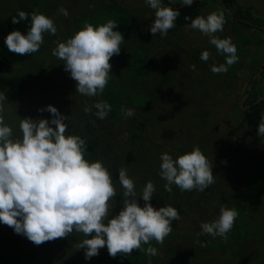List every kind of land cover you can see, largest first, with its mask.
Returning a JSON list of instances; mask_svg holds the SVG:
<instances>
[{"label":"rangeland","instance_id":"374dc122","mask_svg":"<svg viewBox=\"0 0 264 264\" xmlns=\"http://www.w3.org/2000/svg\"><path fill=\"white\" fill-rule=\"evenodd\" d=\"M236 4L235 7L242 8V13H237L235 7L223 9L214 0H206L202 13L198 15L206 17L212 12H223V31L215 35L231 38L237 48L238 61L226 73L216 74L211 71V66L223 64L225 56L209 43V37L190 28V24L181 27L176 23L166 36L159 33L153 36L150 26L155 20V10L146 0H0V18L15 9L35 6L40 14L51 18L57 28L55 35L43 34L44 42L31 59L16 63L8 72L9 75L32 74L30 82L22 89L11 88L4 93L7 101L4 102L5 111L0 115L12 127V139L22 137L19 122L23 118L50 121L51 113L38 110L47 106V95L51 98L57 96L55 103L59 104L58 111L67 118L68 128H77L79 122L82 125L87 122L85 126L91 128L96 143V158L91 162L103 163L117 191L109 201L110 216L117 215L124 207L123 188L119 182L121 168H126L134 181L137 203L141 207L145 201L139 195L149 181L155 186L150 200L154 208L171 205L176 200L185 204L187 212L179 225L182 229L189 228L188 236L175 238L169 234L163 243L154 240L151 245L157 249V254L147 255L141 264H231L233 261L228 253L211 254L207 248H201L195 234L202 223H211L219 217L221 206L238 213L227 234L246 230L248 237L255 239V246L248 250L254 256L251 264H264V137L246 127L241 104L245 91L248 95L251 90L252 80L260 78L263 70L264 56L258 60L261 64L255 73L246 67L248 62H245L252 58L250 52L254 50L260 56L264 55V49L259 47L264 45V34L261 33L264 29V0H236ZM61 6L67 10V16L58 12ZM98 14H103L104 19L120 14L131 16V21L124 20L128 22L125 28L118 26L123 35L134 30L138 32L139 25L132 17L135 14L136 20L140 19L142 27L145 26L150 33L154 49L165 55L161 56L163 64L159 65L155 79L146 81V86L138 90V95H143L144 105L138 106L137 99L125 97V109H133L134 115L127 117L123 111L119 120L112 122L97 118L95 108L92 112L86 110L97 101H104L102 93L88 97L77 92V82L65 70V62L52 54L58 43L66 42ZM247 22L254 28H247ZM257 29H260L259 33ZM255 33L257 38L253 35ZM131 42L129 46L135 47L136 42ZM205 50L211 54L207 62L200 59ZM262 77L258 91L261 96L264 94V75ZM59 80L64 84L58 86ZM64 86H68L71 96ZM66 97L73 99L74 104L63 109L61 103ZM140 124L145 127L140 128ZM194 147H199L212 165L215 182L203 191H181L174 184L171 192L166 191V181L159 175L160 155L167 152L176 159ZM128 153L135 158L131 162L127 161ZM234 193L236 198L231 197ZM85 238L74 230L63 238L35 245L25 235L0 223V264H107L112 258L107 246L101 248L97 256L85 259L84 249H77ZM166 241L171 253L164 251Z\"/></svg>","mask_w":264,"mask_h":264},{"label":"clouds","instance_id":"9594fccd","mask_svg":"<svg viewBox=\"0 0 264 264\" xmlns=\"http://www.w3.org/2000/svg\"><path fill=\"white\" fill-rule=\"evenodd\" d=\"M146 3L155 10L150 32L153 36L157 33L166 36L175 27L179 10L162 5L161 0H146ZM192 3L193 0H181L185 6ZM58 12L68 15L63 6ZM28 15L21 10L12 17V23L27 20ZM185 20L191 21L190 28L208 36L209 43L225 56V62L213 64L211 71L226 73L238 61V56L231 38L215 35L223 31V12H212L206 17L185 16ZM116 27L114 20L95 27L85 22L82 29L53 49L52 54L65 62V70L77 82L76 90L80 94L96 97L104 91L111 69L110 58L119 54L124 41L122 33L114 30ZM46 32L56 34L53 20L33 12L27 34L12 30L4 43L11 53L28 55L39 50ZM210 55L205 50L200 59L207 62ZM5 101V94H0V113L5 111ZM93 108L96 109V117L104 119L111 106L106 101H97L86 110L92 112ZM45 110L51 113V120L21 119L19 129L22 137L15 140L12 139V127L0 115V223L12 227L17 234L25 235L35 245L63 238L74 230L82 233L86 238L77 245V249H84L86 260L97 256L105 245L113 258L117 254H131L134 249L155 256V247L143 249L141 245L152 240L163 243L172 231V222L180 219L177 209L170 205L159 209L152 206L150 200L155 186L151 181L139 195L145 201L141 207L137 203L134 181L128 176L127 169L121 168L119 182L123 188L124 207L117 215L110 216L109 201L117 191L109 171L102 162H89L84 158L87 150L85 140L78 135H65L66 117L55 106L49 104L39 111ZM124 113L132 117L134 110L125 109ZM258 135L264 137V115L258 125ZM160 160L159 175L166 181L164 187L168 192L172 191L173 184L181 191H203L215 182L212 165L199 147L176 159L164 152ZM237 216L236 210L221 206L217 219L200 225V234L226 238Z\"/></svg>","mask_w":264,"mask_h":264},{"label":"trees","instance_id":"16d2710c","mask_svg":"<svg viewBox=\"0 0 264 264\" xmlns=\"http://www.w3.org/2000/svg\"><path fill=\"white\" fill-rule=\"evenodd\" d=\"M206 0H193V3L191 6H185L180 3H176L173 0H161V3H164L168 5L169 7H173L175 9H178L180 12V15L177 17L175 23L177 26H185L189 25L191 23L190 20H185V16L195 18L199 14L202 13L203 4H205ZM216 3H218L221 7L223 6H229L236 2V0H214ZM37 6V5H36ZM237 9V13H242V8L235 7ZM112 9V8H111ZM25 11L28 13V19L22 20L18 24L12 23V17L17 16L19 11ZM33 12H40L38 7L35 6H28L23 8H18L6 15L5 17L0 18V94H4L6 91H8L11 88L16 89H22L27 83L30 82L32 78L31 73H21L17 75H9L8 72L10 69L18 62L31 59L33 57V53L19 56L15 53H11L7 50V47L4 43V39L7 34H9L12 30L18 29L22 33L27 34V31L30 29L31 26V13ZM122 12V11H120ZM234 12V11H232ZM236 14V13H234ZM133 20L139 25V30H134L131 32V34H124L122 31L118 29V26L121 28H125L128 24L127 21H124L125 19H129L131 21V16H126L125 14L117 15L116 17L107 16V18H103L102 15L93 16L91 18V24L95 26H99L102 24L107 23L108 20H114L116 21L117 27L114 30L120 31L124 37V41L121 44V49L118 55H113L110 58V64L111 69L109 73V79L108 83L105 86L104 91L102 92V97L104 101H106L110 106V110L108 112V115L106 116V120L112 122L114 120H119V115L123 113L127 106V99L125 97H133L139 101L138 106L144 105L145 101L143 98V95H138V90L142 86H146L144 83L146 81L154 80L155 76H157V73L159 72V65L163 64L161 60V56L163 52L157 53V50L154 49L153 43L151 41V35L150 33L145 29L146 27H142L141 20H136L135 14H133ZM237 15V14H236ZM240 20V19H239ZM254 28L251 23L247 22V28ZM128 28L132 30L129 26ZM258 33L260 32V29H257ZM261 33L264 34V29L261 30ZM255 38H257L258 34H253ZM260 39L262 35H260ZM131 40H134L136 42L135 47H130L129 45L132 44ZM264 40V39H263ZM260 48L264 49V45L259 46ZM258 51V50H257ZM160 56V57H159ZM250 56L252 58L247 59L245 62L248 66L247 68H250L252 70H255L254 73L259 69L261 62H259V59H262V56L259 55L256 50L254 52H250ZM257 56L256 59H254ZM159 57V58H158ZM179 60V59H178ZM177 60V61H178ZM253 73V74H254ZM264 75V65L263 70L261 72V77L257 78L255 80H252L251 82V90L247 95V90L245 91L244 95V101L241 102V104L244 106L242 108L243 112V120L246 124V127H248L252 132L255 134H258V125L261 120V116L264 115V94L261 96L258 95V91L260 89V79L263 78ZM62 79L61 77H59ZM251 79V77H250ZM60 81V80H59ZM60 85H63L64 82L60 81L58 83ZM158 85V84H153ZM64 89L67 90V94L71 96V92L68 88V86H64ZM151 96H153L152 92ZM242 96V97H243ZM253 96V97H251ZM251 97V98H250ZM56 97L51 98L50 95H47V100H44V102H48L47 105L51 104L55 106L58 109V105L55 103ZM157 100H155L156 104ZM63 104V109H66L67 107H71L72 104H74L73 99L66 97V99L63 100L61 103ZM247 105V106H245ZM79 109V106L75 105ZM43 107L39 108L42 109ZM46 109V107H45ZM38 110V111H39ZM38 111H35V114L38 115ZM40 112V111H39ZM41 113H48V111H43ZM84 114H86V111L84 110ZM40 117V115H39ZM12 119H15L14 117H10ZM111 118L113 120H111ZM7 120L10 122L11 120L7 118ZM67 120V118H66ZM80 121V120H79ZM67 125L66 133L65 135H78L82 139L85 140L87 145V150L84 153V158L91 162V160L96 158L95 154V145L94 138L91 135V128L90 126H85L80 124V122L77 125V128H68L69 123L68 120L65 121ZM68 123V124H67ZM145 127L142 124H140V128ZM76 133V134H73ZM133 136L136 138L137 133L134 132ZM134 156L131 153L127 154V161L131 162L134 160ZM243 195V194H242ZM233 198L237 197V194H232ZM223 199V198H222ZM230 200V205L231 204ZM170 206H173L177 211L180 213V219L173 221L171 224L172 231L170 232L171 235H173L175 238L177 237H187L188 236V229H182L179 225L180 220L187 212L186 206L183 202L180 200H176L173 202ZM195 234L197 235V238L199 240L200 247L204 249L207 248L208 252H212L215 254H223L226 255L227 253L230 255V258L233 262H230L231 264H234L236 262L237 264H251V260L254 258L251 253L248 252L249 248L251 250L252 246H255V239L249 238L246 230H239L236 234H227L225 237H211L209 235L200 234V228L195 230ZM248 237V239H247ZM154 240L150 241L149 244H142L141 247L143 249H147L149 246L152 247L151 243ZM168 241L164 244V251H168ZM185 244V242H184ZM106 246V245H105ZM171 253V252H170ZM211 253V254H212ZM147 255H145L144 252L140 251L139 249H134L131 254L124 255V254H117L115 258H110L107 261V264H141L145 260ZM254 260V259H253ZM252 260V261H253Z\"/></svg>","mask_w":264,"mask_h":264},{"label":"flooded vegetation","instance_id":"af4514ba","mask_svg":"<svg viewBox=\"0 0 264 264\" xmlns=\"http://www.w3.org/2000/svg\"><path fill=\"white\" fill-rule=\"evenodd\" d=\"M236 5H237V4H236V2H235V3H233L232 5H230V7H229V6H228V7H227V6H226V7L223 6L222 8H223V9H229V10H230L231 7H235ZM245 106H247V105H245Z\"/></svg>","mask_w":264,"mask_h":264},{"label":"bare ground","instance_id":"6f19581e","mask_svg":"<svg viewBox=\"0 0 264 264\" xmlns=\"http://www.w3.org/2000/svg\"><path fill=\"white\" fill-rule=\"evenodd\" d=\"M251 87V86H250Z\"/></svg>","mask_w":264,"mask_h":264}]
</instances>
